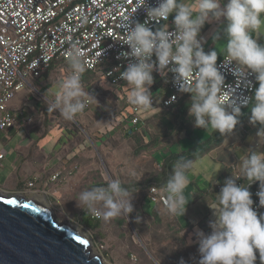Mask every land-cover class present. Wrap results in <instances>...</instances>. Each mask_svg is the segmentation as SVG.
<instances>
[{"label":"clouds","instance_id":"obj_1","mask_svg":"<svg viewBox=\"0 0 264 264\" xmlns=\"http://www.w3.org/2000/svg\"><path fill=\"white\" fill-rule=\"evenodd\" d=\"M197 5L199 11L194 15L192 7ZM197 5L190 7L183 0H161L158 7L147 8L148 20L144 23L133 25L134 15L124 17L120 28L125 31L119 41L130 52L121 55L134 62H129L126 70L120 72V78L130 89L128 102L138 110L147 111L154 109L150 91L154 84L153 72L158 71L162 77L173 72L179 91L191 94L189 115L194 118V126L214 130L225 137L233 134L240 123L241 108L250 106V123L260 126L258 145L246 152L239 164V173L232 172V178L213 196L212 232L205 235L196 230L198 264H257V253L264 264V215L255 210L249 190L259 182L256 195L259 206L264 207V46L253 35L260 33L264 26V0H227L223 7L222 0H197ZM145 6L146 0H137L135 13ZM170 16H174L175 32L169 31L167 24L155 31L149 27L150 22L167 21ZM222 18L227 20L224 64L227 67L235 62L237 66L231 72L238 84L246 82L249 74L255 76L259 86L254 89L253 97L234 99V89L226 87L225 75L218 67L217 51H204L202 28ZM68 57L71 74L59 82L54 101L48 100L50 89L45 93V101L48 112L59 111L65 120L74 121L89 105H100L82 84L87 68L85 53L72 43ZM193 164V160L178 159L162 188L167 195V211L172 216L186 213L184 190L191 182L189 173ZM241 178L247 183L239 185L237 181ZM135 193L120 180L113 179L106 186L85 188L75 201L86 215L106 222L121 217L128 220L135 210Z\"/></svg>","mask_w":264,"mask_h":264},{"label":"rangeland","instance_id":"obj_2","mask_svg":"<svg viewBox=\"0 0 264 264\" xmlns=\"http://www.w3.org/2000/svg\"><path fill=\"white\" fill-rule=\"evenodd\" d=\"M214 24L212 22L206 24L208 32L203 40L206 42L208 51L215 50L219 56L226 52L227 37L224 31L226 26L223 25V21ZM221 26L223 30H220ZM70 74L71 69L59 65L48 80L33 82L30 88L17 93L9 103L10 110L17 118L20 117L17 128L26 130L24 141L30 142L31 145L34 142L35 146L41 144L48 154L56 151L55 160L59 162L55 168L53 167L54 158L50 160L48 165L53 167V170L46 172L47 174L44 173L42 176L44 180L35 176L33 181L28 182V184L34 183V187L29 189L26 186L24 193H20L21 187H18L16 177H13L7 168L0 169V194L21 195L27 199H32L38 194L46 199L60 223L79 227L93 240L94 254L101 256L104 264H198L199 244L197 236L193 234L194 231L187 230L176 236L175 224L168 223L166 215L169 219L172 217L165 209H161V215L166 214L165 217L163 216V223L157 222L151 211L148 212L149 215L142 213V205L148 197L147 189L135 193L133 200L135 210L132 213L134 222L130 217L128 220L126 217H121L108 222L101 219L102 226L96 231L83 226L80 220L83 211L76 206L75 201L81 191L113 179L120 180L124 185L144 183L153 178L158 167L149 155L134 156L133 145L124 138L127 123L122 124L125 128L122 129L119 126L114 132L102 138L101 142L97 140L102 137L101 132L116 121L121 111L127 117L130 116L132 108L127 106L130 104L128 102L129 87L121 90L110 85L105 78L97 76L95 81L84 90L93 95L100 106L92 104L86 107L74 121L65 120L60 116L59 111L48 112L45 93L50 89L48 100L54 101L59 82ZM161 82L160 79H154L150 89L153 96L155 92L152 87ZM43 103L46 105L45 110L39 108ZM249 124L250 121L246 123L245 130H238L240 135L246 133L255 136L257 134L250 131ZM69 131L75 136H71ZM214 133V130H198L192 136V140L185 138L175 145L172 149L173 153L182 154L193 149L207 142ZM13 137L11 130H7L0 134V142L3 139L15 140ZM75 153L77 155L73 159L72 156ZM68 155H71V160L65 161L66 165L63 166V160ZM28 156L26 151V157ZM213 156L215 155L211 151L194 163V172L189 174L191 182L184 190L186 202H194V196L199 195L200 191L211 192L215 185L222 183L219 176L224 175V167L220 162L215 161ZM45 164L47 167L44 168L47 169L48 165ZM56 175L59 176L54 179ZM191 183L196 187H192ZM192 210L197 213V218L201 219L199 221L209 214L214 221V210L210 209V205L206 202L197 203L186 210L185 215L189 220L196 227L198 226L197 229L205 233L198 219L191 217ZM156 212L160 213L159 207ZM137 217H139L138 222ZM169 225H172L171 229Z\"/></svg>","mask_w":264,"mask_h":264},{"label":"built area","instance_id":"obj_3","mask_svg":"<svg viewBox=\"0 0 264 264\" xmlns=\"http://www.w3.org/2000/svg\"><path fill=\"white\" fill-rule=\"evenodd\" d=\"M160 2L146 0V6L135 13L137 0H0V134L17 127L20 117L17 118L9 108L16 94L42 79L55 61L69 62L68 52L72 43L85 53V72H96L103 64L111 62L105 79L113 85L124 81L120 72L134 61L121 55L130 52L128 46L119 41L125 31L120 28L121 20L134 15L133 25L135 22L144 23L148 20L147 8L158 7ZM173 20L174 16H170L167 21H152L149 27L155 31L167 24L168 30L175 32ZM203 48L206 52L204 44ZM224 60L225 57L219 61L218 67L225 75L226 87L234 89L233 98L253 97L254 89L258 87L255 76L249 74L246 82L238 84L231 72L237 65L233 62L226 67ZM153 77L167 87L158 100L163 107L172 106L185 94L179 91L173 72L169 71L166 77H162L154 71ZM158 101L154 99L153 104ZM132 123L137 124L138 117ZM6 157L5 150L0 148V169ZM34 185L31 182L27 186L31 189ZM258 191L259 182L254 190V208L258 214L264 215V207L259 206L256 195ZM161 194L152 189L151 203L156 204Z\"/></svg>","mask_w":264,"mask_h":264},{"label":"trees","instance_id":"obj_4","mask_svg":"<svg viewBox=\"0 0 264 264\" xmlns=\"http://www.w3.org/2000/svg\"><path fill=\"white\" fill-rule=\"evenodd\" d=\"M223 58L224 56L222 58H218L217 64ZM59 65H64L66 66V68L70 69L69 62L55 61L54 63H52L50 69L45 74H43L41 78L43 80H48L55 68ZM111 66V62H106L96 72H85L82 76L83 87L86 88L87 86L91 85L95 81L97 76L105 78V74L111 68ZM42 79H38L37 82ZM107 82H109L110 85L116 88H120L121 90L128 87L125 81H122L118 85H113L111 81ZM166 88L167 87L163 82H161L160 84H155L152 87L153 91L155 92V95L153 96L154 99L157 101L160 100ZM44 103L39 106V108L42 110H45L46 107V103ZM190 103L191 94L185 93L176 103H174L170 107H163V105H161L158 101L157 103L153 104L154 109L147 111L137 110L136 113L135 109H137V107L127 104L128 107L132 108L130 116L127 117L126 115H124L123 111H121L116 118V121H114L113 124H110L109 127L103 130L100 134L102 137H99L97 139L99 140L98 142H101L102 138L114 132L115 129H117L119 126L123 129L125 127H123L122 124H128L124 132V138L133 145L134 156L138 157L142 154L149 155L155 165L158 167V170L154 174L153 178L149 181L147 180L144 183L123 185L125 187H129L135 192L147 189L148 199L146 198L145 202L143 203L144 205H142L141 211L143 214L147 215H149L148 212L151 211L152 214L154 213L156 220L159 223L164 222L163 216L165 217L166 214L163 213L162 216L161 209L167 210L168 203L167 195L162 191V188L172 175L173 164L182 157L193 160L195 163L204 155L211 153V151L216 148H219L223 144L224 140L228 137L221 136L219 133L215 132L207 142L200 144L182 154H174L172 149L175 145L179 144L185 138L188 140H192V136L194 135V133L198 130H201L200 128L194 126V118L190 117L189 115ZM241 113L242 114L239 117L240 123L237 125L234 132L238 129L240 130L242 124H246V122L250 121V107L241 110ZM135 117H138V123L134 125L132 122ZM69 134L71 136H75V134L72 132ZM76 155L77 153H75L72 158L74 159ZM193 172L194 167L189 174ZM107 183L108 182H105L95 186H106ZM191 184L192 186H195V184ZM256 186L257 183L251 185L249 189L252 193L253 201L255 198L254 190ZM19 187L23 189L24 185L20 184ZM152 189H157L158 191L162 192V194L159 195V201L156 204L151 203L150 195ZM157 207H159L160 213L156 212ZM170 216L172 217V219H169L167 215L165 218L168 223L173 225L175 224L176 228L174 234L176 236L187 230L194 231L195 225L189 220L186 215ZM130 218L134 222L133 214H131ZM80 220L83 226L87 227L91 231L100 230L102 226L100 218L86 215L84 212H82ZM171 228L172 225L169 227V229ZM257 264H261L258 253Z\"/></svg>","mask_w":264,"mask_h":264},{"label":"water","instance_id":"obj_5","mask_svg":"<svg viewBox=\"0 0 264 264\" xmlns=\"http://www.w3.org/2000/svg\"><path fill=\"white\" fill-rule=\"evenodd\" d=\"M93 250V240L49 206L0 194V264H104Z\"/></svg>","mask_w":264,"mask_h":264},{"label":"crops","instance_id":"obj_6","mask_svg":"<svg viewBox=\"0 0 264 264\" xmlns=\"http://www.w3.org/2000/svg\"><path fill=\"white\" fill-rule=\"evenodd\" d=\"M183 2L189 5L190 7H192L193 5H197V0H183ZM226 3H227V0H222V7ZM192 10H193V14L196 15L199 11L198 5L195 7H192ZM221 21H223L224 23L223 25L227 26V20L224 18H222L220 21H212V24L216 22L219 23ZM206 24L201 30L200 37L202 38V44H204L206 47V53H207L209 51L205 44L206 42L203 40L205 37L204 35H206L208 32V26ZM220 28H221L220 30H223L222 26ZM253 35H254V38L259 39L258 43L261 46H264V26H262L260 33H254ZM224 55L226 56L227 53L224 52L220 54L218 58H222ZM245 125L246 124H242L240 130H245ZM249 125H250L249 128L251 129L250 130L251 132H254V133L258 132L260 128L259 125L254 126L251 123ZM238 130L233 132V134H231L230 136H228L219 148L212 150V152L215 155L213 156L214 157L213 159L215 161L220 162L222 166L224 167V175L219 176V179L222 181V183L218 186L215 185V188H213V191L211 192L200 191L199 195L194 196L195 197L194 202H187L188 205L187 204L185 205L187 209H191V207H193L197 203H202V202H206L208 205H210V209H212L211 207L214 205L213 196L215 194H218L217 191L221 190V188L223 187L227 179L232 178L233 173L234 174L239 173V164L241 160L244 158V156L246 155V152L249 150H255L257 148L258 139H259L257 137V134L255 136L249 135L246 133L240 135ZM19 133H23V135H19ZM11 135L15 137V140L11 139V141H9V139L8 140L3 139L2 142H0V148L5 150L6 155H7L5 161L3 162L2 169L5 170L7 168V171H9V173L12 174L13 177L14 176L16 177V181L18 185L20 184L24 185L23 189H20V193H24L28 182L33 181V178L35 176L43 179L42 176H44V173L46 172L48 173L50 170H53V167L55 168L57 167L58 165L57 162H59L57 159L55 160V158L57 157V155L55 154L57 152L51 151L50 152L51 155H50L41 146V144H39L38 146H35L33 142L32 144L33 146H32L30 142L24 141L25 135H26L25 129H19L16 127L14 130H11ZM26 151H28V154H29L28 157H26ZM70 157L71 155H68L67 158L69 159L64 158L63 163H62L63 166L66 165L65 161H68V162L70 161ZM52 159L54 161V165L51 168V166L48 165V162ZM45 163H47L48 165L47 169L44 168V167H47ZM237 183L239 185L240 184L244 185L247 183V181L244 178H241L237 181ZM191 217H193V219H198L200 226L205 230V233L207 235L211 234L212 229L210 227V224L213 222V220L211 219V214H209L204 219H202V221H199L201 219L197 218L198 217L197 213L194 210H192ZM205 226L208 228L206 229ZM197 228L198 226L197 227L195 226V229L193 232V234L195 235H196Z\"/></svg>","mask_w":264,"mask_h":264},{"label":"bare ground","instance_id":"obj_7","mask_svg":"<svg viewBox=\"0 0 264 264\" xmlns=\"http://www.w3.org/2000/svg\"><path fill=\"white\" fill-rule=\"evenodd\" d=\"M30 200H35L37 201L39 204L44 205V206H49L48 202L46 201V199H44L43 197H41L40 195L36 194L32 199ZM74 229H76L77 231H80L81 233H84L79 227L77 226H73ZM94 252V250H93Z\"/></svg>","mask_w":264,"mask_h":264},{"label":"snow or ice","instance_id":"obj_8","mask_svg":"<svg viewBox=\"0 0 264 264\" xmlns=\"http://www.w3.org/2000/svg\"><path fill=\"white\" fill-rule=\"evenodd\" d=\"M9 203H14V201H9ZM81 243H86V241H81Z\"/></svg>","mask_w":264,"mask_h":264}]
</instances>
